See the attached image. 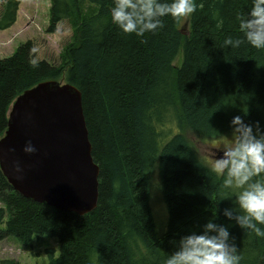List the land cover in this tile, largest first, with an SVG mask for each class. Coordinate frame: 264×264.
Listing matches in <instances>:
<instances>
[{
    "label": "trees",
    "instance_id": "trees-1",
    "mask_svg": "<svg viewBox=\"0 0 264 264\" xmlns=\"http://www.w3.org/2000/svg\"><path fill=\"white\" fill-rule=\"evenodd\" d=\"M21 1L0 0V30L15 22ZM196 3L202 6L186 17L184 32L182 18L165 16L162 27L137 37L111 22L112 0H50L46 31L62 20L72 29L59 63L35 59L31 40L0 59V137L19 94L45 80L69 83L81 93L99 168L97 205L84 215L23 197L0 170V241L55 237L58 253L47 249V264H162L181 235L214 217L232 224L239 264H264V238L219 215L230 205L221 200V178L188 138L220 142L234 115L264 128V50L222 46L225 37L240 35L251 0ZM155 174L167 211L161 234L149 206Z\"/></svg>",
    "mask_w": 264,
    "mask_h": 264
},
{
    "label": "clouds",
    "instance_id": "clouds-1",
    "mask_svg": "<svg viewBox=\"0 0 264 264\" xmlns=\"http://www.w3.org/2000/svg\"><path fill=\"white\" fill-rule=\"evenodd\" d=\"M201 6L196 0H112L110 18L123 34L142 37L162 27L161 18L168 16L176 21ZM221 26L222 21L217 20L216 27ZM238 29L240 35L225 37L222 46L235 49L247 43L264 50V0H251L246 17L239 19ZM30 63L35 66L37 61ZM229 128L231 142H221L219 155L209 168L216 178H221V200L230 201L219 215L264 238V128L259 121L246 123L240 115L232 116ZM23 151L33 153L36 149L29 141ZM15 167L19 171V165ZM231 226L208 218L199 230L181 235L176 250L162 264H239L240 258L231 243Z\"/></svg>",
    "mask_w": 264,
    "mask_h": 264
},
{
    "label": "water",
    "instance_id": "water-1",
    "mask_svg": "<svg viewBox=\"0 0 264 264\" xmlns=\"http://www.w3.org/2000/svg\"><path fill=\"white\" fill-rule=\"evenodd\" d=\"M29 141L33 153L23 151ZM0 170L27 199L78 215L96 207L99 168L75 86L45 80L15 98L0 137Z\"/></svg>",
    "mask_w": 264,
    "mask_h": 264
},
{
    "label": "rangeland",
    "instance_id": "rangeland-1",
    "mask_svg": "<svg viewBox=\"0 0 264 264\" xmlns=\"http://www.w3.org/2000/svg\"><path fill=\"white\" fill-rule=\"evenodd\" d=\"M50 0H22L15 22L6 29L0 30V59L9 57L16 47L27 40L33 42L34 58L43 59L57 65L60 61V53L63 46L69 42L72 29L67 20L60 21L54 32L46 31L49 23ZM186 17L181 20L183 32L186 30ZM199 158L210 167L211 162L217 156L221 142L230 143L231 136L220 142H199L195 138L188 137ZM159 179L155 174L153 185L150 187L149 206L153 216L155 230L158 234L165 231L167 211L162 191L159 188ZM47 249L58 253V240L55 237L33 234L26 245L17 243L12 238L0 241V259L8 258L20 262V264H47Z\"/></svg>",
    "mask_w": 264,
    "mask_h": 264
}]
</instances>
